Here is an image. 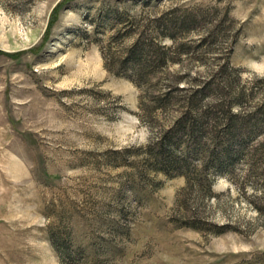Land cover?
Returning <instances> with one entry per match:
<instances>
[{
  "label": "rangeland",
  "instance_id": "374dc122",
  "mask_svg": "<svg viewBox=\"0 0 264 264\" xmlns=\"http://www.w3.org/2000/svg\"><path fill=\"white\" fill-rule=\"evenodd\" d=\"M59 1L0 0V264H264V170L239 159L211 186L154 170L174 106L144 111L221 75L242 111L264 103V0H69L50 25ZM140 37L139 85L114 59Z\"/></svg>",
  "mask_w": 264,
  "mask_h": 264
},
{
  "label": "trees",
  "instance_id": "16d2710c",
  "mask_svg": "<svg viewBox=\"0 0 264 264\" xmlns=\"http://www.w3.org/2000/svg\"><path fill=\"white\" fill-rule=\"evenodd\" d=\"M68 1L61 0L53 7L50 25L56 18L57 9ZM191 20L188 17L178 22L169 19L157 27L162 35L174 39L172 32L189 29ZM145 42L146 38L135 39L114 59L116 67L130 70L134 76L132 80L139 85L151 80L146 75L152 61ZM156 59L165 63L163 48L156 52ZM214 77L197 87L176 83L149 100L150 105L144 110L147 113L154 108L168 112L173 106L175 112L172 122L160 128L149 148L151 168L165 174L183 175L199 183L208 179V186H211L210 170L229 174L239 159L249 161L255 171L264 170V139H255L264 132V103L242 111L250 93L224 75ZM234 105L236 110L232 109ZM50 242L57 249L62 245L52 235Z\"/></svg>",
  "mask_w": 264,
  "mask_h": 264
}]
</instances>
